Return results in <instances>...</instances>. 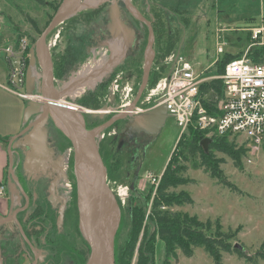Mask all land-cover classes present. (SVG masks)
Segmentation results:
<instances>
[{
	"label": "rangeland",
	"instance_id": "374dc122",
	"mask_svg": "<svg viewBox=\"0 0 264 264\" xmlns=\"http://www.w3.org/2000/svg\"><path fill=\"white\" fill-rule=\"evenodd\" d=\"M61 1L62 0H0V77L5 78L7 74L6 63H4L5 61L2 58L3 54L1 51L4 45L13 43L18 34L19 36H27L29 41H35L52 18ZM115 1L116 0H97L96 6L82 5L77 14L88 11L92 12L90 15L92 17L89 22L85 20L86 17L82 16L79 18L81 22L75 24L68 22L59 24L47 36V44L49 42H55V44L50 47L51 55L58 57L65 52L66 45L69 43L78 45L79 40L82 41L83 38L87 39L86 36L95 33V23L101 22L105 27L107 6L115 3ZM118 1L129 2L128 0ZM150 1L158 0H132V4L134 8L137 6L139 9L145 8L144 10L147 11V6L144 7V5ZM175 1H177L176 6L181 9L182 13H180L179 18L183 24L179 26L175 19L171 18L170 29L176 31V38L173 47H171V51L163 60L161 59L160 63L168 62V60L171 61L178 47H180L179 55L188 60L196 72L202 71V77L215 75V67L213 66L214 68L210 70L208 67L214 64L216 58L225 53L235 55L246 49L250 44L249 29L253 26L264 25V0ZM150 4L152 3H149V5ZM130 9L134 10L131 7ZM136 9L135 11L138 10ZM35 30L40 32L37 33L38 31L36 32ZM111 38L112 37L106 33L104 40L100 42L96 50H92L93 52L91 55H89V53L87 57L84 55L83 59L80 58L75 61L76 66L69 71L66 79L56 78V88L59 91L60 97L64 98V101L67 102L66 104L78 110H84L86 108H83V106L77 103L79 97L72 98L68 96V90L70 88L64 89V84L70 80L74 73H76L84 63L93 61V59H101L103 61L102 64H104L110 59L111 53L113 52L112 47L115 46L122 49L123 47H127L120 35L115 34L113 38ZM150 39H152V41L154 40L153 32H151ZM217 45L222 47L223 53L219 54L216 52ZM152 49L155 51L154 43L152 44ZM122 55L119 52L118 56H115L114 62L108 66L107 70L119 64ZM157 61L159 62L160 59L157 58ZM128 72V70L122 71V73L118 74L120 76L118 82L112 81L108 84L106 95L104 98L100 99L101 106L96 109L101 110L104 105H106L107 108L112 111L103 114V117L100 118L101 121H106L100 123L102 124L100 128H103L111 119V115H116L118 110L126 112V109L130 108L128 111L129 116L131 114L134 115L133 119L135 118L137 121L141 119L139 123L142 122L141 127L146 130L145 133L149 139V143L140 151L141 168L140 177L138 179L134 180L131 175H126V171L130 167V164L127 162L120 161V164L108 162L111 158V154L108 155L109 160L105 162L106 172L110 176V179L108 180L107 178L106 182L117 203L118 220L115 228L112 229V231L116 232V234H114V248L116 246V249L120 251V255V253H122L121 249L123 248L124 250L129 239L136 240V243L139 244L142 241L144 229L148 228L150 232L152 231L153 224L147 221L152 196L155 193V188L157 187L159 179H161L160 177L166 171L171 156L174 155V153L175 155L179 153V162L176 168L177 172H175L174 175L179 179L180 184L176 187H169L167 192L175 196L186 193L192 202L173 204L171 210L195 215L202 221L206 219L211 220V222L217 221L220 223L223 230L239 227L240 231L235 243L241 244L243 246L242 250L247 255L253 256L256 264H264V256H256L257 252L264 253V145L254 154L247 152V150L244 152L241 151L237 166L224 152L218 150L213 151L215 157L221 160V162H219V168L223 176L230 183L234 184L240 192L232 191L227 186L221 184L215 177L204 172L205 166L201 164L198 152L194 156L186 154V146L190 140L188 135H185L180 142L178 141L180 129L177 126L175 116L167 113L165 110L154 108L152 106V101L147 102L145 100L150 89L147 91L144 90L139 99L135 98L134 84L136 78L134 74ZM116 85L118 91H115V94L120 92L118 93L120 98L118 99L115 95L117 100L114 98L109 99L108 97H114L110 95V88H115ZM95 88L96 84L91 88H86V90H93ZM25 90L30 93H38V83L32 76L29 77L28 85ZM146 106H148V108ZM146 108L147 110H144ZM143 111H146V114H142ZM135 113H137V115ZM95 115H99V113H88L89 121H92V117ZM113 124L115 126L118 123ZM113 124L110 128L114 127ZM103 131L102 129L96 131L95 136H97V141L102 136ZM56 132L57 133H54L57 137L61 136L57 130ZM233 140L237 147L243 146L241 144L243 140L242 137ZM177 141L179 143H177ZM134 166L135 165H132V168H134ZM71 173L73 174L72 170H70V162L68 161L66 174L71 176ZM70 176H68L67 179H69L72 184ZM152 177L156 178V182L152 181ZM36 181L40 182L42 189L44 185V191H47L49 184L48 179L45 182L41 179ZM59 181L57 182V186ZM132 182L134 184L133 188L130 187ZM69 192L68 194H63L69 196ZM147 196L149 197L148 200L144 201V198H147ZM108 201H112V199L108 197ZM22 203V201H19L20 207ZM133 207L138 211L141 210L143 215L142 220L138 221L140 227L136 237L132 227L133 214L131 210ZM71 209V205L68 204L64 217L66 235H68L67 228L72 223ZM115 209L116 208L113 210ZM44 212L50 213L51 219L49 221L51 222L55 212L46 205H44ZM44 215L45 213L41 214L40 211L37 210L34 224L40 225L41 220L44 219ZM121 215L123 217H121ZM9 226L13 228V231L16 230L13 225L9 224ZM214 227L215 226H213V228ZM51 232H54V230ZM14 233L15 232L12 234ZM52 235H54V233ZM108 238L109 237H107V240ZM136 252L137 250L135 248L130 259V264H135L137 257ZM176 254L175 258H168V264H215L202 247H195L191 257H185L179 249L176 250ZM153 262L154 264H165L164 246L159 239H155L154 241ZM219 264L252 263L238 257L235 253L223 252Z\"/></svg>",
	"mask_w": 264,
	"mask_h": 264
},
{
	"label": "trees",
	"instance_id": "16d2710c",
	"mask_svg": "<svg viewBox=\"0 0 264 264\" xmlns=\"http://www.w3.org/2000/svg\"><path fill=\"white\" fill-rule=\"evenodd\" d=\"M178 8L179 7L176 6L171 8V10L174 13H182L181 9ZM152 11L154 13L153 16L155 17V20H152L147 16L146 18L151 23V28L154 36L153 43L155 44V56L149 71L147 82L144 87L145 91L152 88L160 77L167 74L169 65L167 63L160 62L161 59L163 60V58L166 57V55L171 51V47H173V43L176 38V31L170 29V26H168L167 23L159 16L160 12H157L155 9H152ZM77 13L66 19L63 23L68 22L75 24L81 22L79 18H81L82 16L86 17L85 20H87V22L91 20L92 16L90 15L92 14V12L88 11L79 14ZM127 14H125V17H127V20L131 25L130 27L133 28L132 30L135 37L133 42L131 41L126 44V46L129 47V50L131 51L132 57L127 58L119 69L116 67L117 69H115L110 74V77L103 78L100 82H97L95 89H88L79 97L77 103H79L83 107L96 110L101 106L100 99L104 98V96L106 95L107 86L114 74L117 73V71L128 70V73L131 72L135 75L136 82L134 84V92L141 84L142 52L147 44L148 28L146 25L140 24L130 14ZM179 16L180 15H177V17L174 19L176 23L181 26L183 23L180 20ZM97 23H95L94 25L95 33L86 36L87 39L83 38L82 41L79 40L78 45L69 43L68 45H66L65 52L58 57H54L53 55H51L53 75L55 78L66 79L69 71H71L76 66L75 61L79 60V57H82L84 55L87 56V54L90 53L88 52V50L92 51L98 48L100 42L105 38L106 31L100 29ZM39 32L40 31H38L37 33ZM249 36L251 37V34ZM18 37L19 34L16 36V38ZM242 52H239L235 55L227 53L224 54L217 61V63H215V75L221 74L224 70L225 63L230 59L241 55ZM263 55L264 47H255L250 51V56L254 60H259V57ZM157 58L160 59L159 62L157 61ZM221 91L222 81L218 78H213L200 84L201 102L209 111L212 109L211 99L213 95H220ZM92 118V121L89 122L90 128H93L103 122L99 119V115H95ZM185 135H188V138L190 139L186 146V154L189 156H194L198 152L201 159V164L205 166V173H209L210 176L215 177L221 184L227 186L232 191L240 192L234 184L230 183L223 176L222 171L219 168V162H221V160L215 157L213 151L218 150L224 152L235 162L237 166L241 151L244 152L246 151V149H244L243 146L237 147L234 140L229 139L227 135H214L210 137L207 151H204V149L200 145V141L206 137L205 132L190 128L187 134L181 135L179 137L178 141L180 142ZM0 140L5 141L6 139L0 137ZM178 141L177 143H179ZM176 154L177 155H175L174 153V155L171 156L166 167V171L163 173V175L160 177L161 179H159V182L157 183L155 193L152 196L149 205L147 221H150L153 224L152 231L150 232L148 228L144 229L143 238L139 244L136 243V240L129 239L125 245L124 250L123 248L121 249L122 253H120V255V251L117 250L115 246L114 264H130V259L135 251V248L137 250L135 264H154L153 245L155 239H159L163 243L165 264H168L169 257H176L177 249H179L185 257H191L193 255L195 247H202L204 251L212 258L215 264L220 263L223 252L235 253L238 257H241L252 264H256L253 256L247 255L242 250L243 246L237 242L235 243V241L237 240V235L240 231L239 227L235 229L227 228L226 230H223L220 223L217 221L211 222V220L209 219L202 221L195 215L179 213L171 210V206L173 204L192 202V200L186 193L175 196L167 192L169 187H176L180 184L179 179L176 177V175H174L175 172H177L176 168L178 167L179 162V153ZM110 159L112 161L110 160L109 162L113 164H120L119 159L115 156ZM70 170H72V158L70 161ZM107 178L108 180L110 179L109 174H107ZM70 179L73 185L72 198L73 203L75 204L76 190L75 180L72 173ZM148 198V196L147 198H144V201H147ZM131 212L133 214L132 227L134 229L136 237L140 227L138 221L142 220L143 215L141 210L138 211L134 207L132 208ZM121 217L123 216L121 215ZM213 226L215 227L213 228ZM256 256H264V253L257 252Z\"/></svg>",
	"mask_w": 264,
	"mask_h": 264
},
{
	"label": "water",
	"instance_id": "95a60500",
	"mask_svg": "<svg viewBox=\"0 0 264 264\" xmlns=\"http://www.w3.org/2000/svg\"><path fill=\"white\" fill-rule=\"evenodd\" d=\"M81 7L82 0H62L52 18L41 31L32 46L29 63L30 65L36 63L41 70L38 92L42 96V101L28 102L26 104L22 118L25 123L24 128L16 136L8 139V192L12 200V197H15V192H13L12 187H16L19 191V195L16 196L17 200L20 201L21 198H23L24 206H28L29 195L20 185L12 168L13 161L11 149L17 147L23 150L24 169L25 167L27 168L28 165L31 166L35 160L39 163V171L44 174L45 168L41 162L42 155L48 157V154H50V149L46 141L47 131L45 126L48 120H51L54 126L70 141L73 149L72 172L75 179L79 227L91 245V253L87 264H114L115 231L107 229L106 232V217L104 212L105 198L109 197L112 199V201H109L112 208L117 209V203L106 182V169L98 152L95 135L92 130L85 128L83 113L68 104L57 103V100L60 99V95L54 83L51 52L46 41L48 34L52 30L70 16L77 13ZM109 18L112 23H116L123 29L116 3L110 5ZM179 50L180 48H178L175 55V61L178 58ZM28 80L29 74L27 81ZM103 114L104 111L99 112V117H103ZM209 142L210 138L208 137L200 141V145L204 151H207ZM15 143H17V145H15ZM89 159L91 160L90 163H94L97 171L94 184H90L86 177V168ZM50 169L53 174H48L49 184L47 191L54 199L57 190V182L66 178L67 174L63 172L62 160L60 158H58ZM38 185L40 184H35L34 188ZM133 185L132 182L130 187L133 188ZM33 196L34 198L37 197V191H34ZM65 204L66 200L64 199L58 207V215L56 218L57 227H60L62 224ZM21 210H23L22 207H18V209L15 210L11 208L7 215L0 216V224L11 223V225H15L22 239L26 240V235L17 217L18 211ZM107 237H109L108 240ZM0 264H2L1 259Z\"/></svg>",
	"mask_w": 264,
	"mask_h": 264
},
{
	"label": "flooded vegetation",
	"instance_id": "af4514ba",
	"mask_svg": "<svg viewBox=\"0 0 264 264\" xmlns=\"http://www.w3.org/2000/svg\"><path fill=\"white\" fill-rule=\"evenodd\" d=\"M128 1L129 2H126V1L121 2L118 0L115 1L116 6L119 10V19L121 20L123 24V29L120 28L116 23H112L110 21V18H109L110 5L107 6L108 8H107V14L105 15V27L102 25L101 22H98L97 24L100 27V29H102L103 31H106V33L110 35L112 38H113V35L115 34L120 35L122 39L125 41V44L131 41L133 42L135 38L134 32L132 30L133 28L130 27L131 25L129 21L127 20V17H125V14L129 13L140 24L147 26L148 40L142 52L141 84L135 91L136 95H140L138 97L139 99L142 95V92L144 91V87L147 82L149 71L152 65L151 63V65L148 66L147 74L145 76L144 61L146 57V50L148 48V44L150 43V40L152 41V39H150V35L152 32L151 23L150 21H148L146 16L152 20H155V17L153 16L154 13L152 11V9L153 10L155 9L157 12H160L159 16L167 23L168 26H170L171 18L173 19L176 18L178 13L176 12L174 13L171 10V8L167 5V3H165V1L163 0L150 1L148 3H145L144 7L147 6V11L144 10L145 8L139 9V7L136 6V8L138 9L137 10L136 8H134L132 4V0H128ZM149 3H152V4L149 5ZM172 6L176 7V3L173 4ZM130 7L133 8L134 10L136 9L137 13L135 14L133 12L134 10H131ZM153 41H152V44H153ZM53 42H49L48 46L52 47L55 44V42L54 43ZM109 49L111 50L110 47ZM112 51L113 52L111 53L110 59L104 64H102L103 61L101 59H93V61H90V62L88 61L90 63L88 65L91 67L90 71L87 73L88 81L84 84V87H82L80 83L79 85L75 84V86L82 88V90L78 93L72 94L71 88L74 85L73 80L77 78V75H79V73L82 70L81 68L84 66L85 63L80 67V69L76 73H74V75L70 78V80L64 84V89L70 88L68 90L69 97H72V98L80 97L86 91V88H91L97 82H100L103 78L110 77V74L115 69L117 68L119 69L127 58L132 57L129 47H123L122 49V48H118L114 46L112 47ZM88 52H90L89 55H91L93 51L88 50ZM119 52L121 53V55L123 53L120 63L117 65H114L113 68L111 67L109 70H107L108 66L114 62V58L115 56H118ZM79 58L83 59L84 56L79 57ZM119 73H122V71H117V73L114 74V76L110 80V83L112 81H117V82L119 81L120 79V76L118 75ZM56 80L57 79L54 77V83ZM139 90H141L140 93H139ZM118 93L114 94L113 95L114 97H108V98L109 99L114 98L115 100H117V97L118 99L120 98ZM115 95L117 97H115ZM57 103L66 104L67 102L64 101V98L60 97V99L57 100ZM129 110L130 108H127L126 112H123V110H118L116 115H111V119L110 120L108 119L109 122H107V124L103 128H100L102 124L95 126V128H90L89 127L90 119H88L89 117L88 113H91V112L99 113L101 111H104V114H106V113L112 112L109 110V108H107L106 105H104V107L101 110L85 108L84 110L81 109L79 111L83 113L86 129L92 130L94 135L96 134L97 129L104 130L102 136L100 137V139H98V141L96 140L97 136H95V140H96L97 147H98V152L100 154V157L102 159L104 166L106 167L105 162L109 160L108 155L111 154L110 155L111 158L115 156L116 158L119 159V162L125 161L128 164H130V167L126 171V175L127 176L131 175L133 179L135 180L140 177L139 176L140 168H141L140 151H142V149L149 143L148 141L149 139L147 138L148 136L145 133L146 130H144V128L141 127L142 122L139 123L141 119L138 121L135 118L133 119L134 115L131 114L129 116L128 114ZM144 110H147V108ZM145 112L146 111H143L142 114H146ZM135 114L137 115V113ZM100 118L101 117H99V119ZM103 122H106V121H103ZM113 123H118V124L114 126ZM112 124L114 127L113 128L111 127L112 128L111 129L110 126H112ZM45 129L47 131L46 141H47L48 148L50 149V152L53 153L54 156H57V158H60L61 160H63L64 158H67L68 161L70 162L71 158L73 157V149H72L70 141L62 134V132L59 129H57V127L54 126L51 120H48V123L45 126ZM56 130L59 132L61 136H63L68 141V144H69V148H67L65 151L59 154H55L54 150L52 149L53 146H51L52 143L55 141V139L53 138L54 134L52 133L54 132L57 133ZM132 165H135L134 168H132ZM68 176L69 175L67 174V177ZM106 180H107V172H106ZM72 195H73V185H71L69 196L64 195L60 188H57L54 199L51 197L49 193L46 192L44 196L45 201L43 200L44 201L43 205H46L48 208H51V210L55 212L53 216V220L51 222L49 221L51 219L50 213L44 212V207L42 208V205L37 206L38 207L37 210H39L41 214L45 213L44 219L41 220L40 225H35L34 221H31L29 217H26L24 221L20 219L19 221H20L22 230L24 234L26 235V240L22 239L21 237L17 238V243L15 242L16 245H13L15 246L14 247L15 251L10 253L11 255L8 254V255H4V257L1 256L2 264H87V261L91 253V245H90L89 240L83 234V232L81 231L79 227L78 208H77L76 200H75V204L73 203ZM36 198L38 199L39 196L37 195ZM29 199H30V196H29ZM64 199L66 200V204L64 208L63 221L60 227H57L56 218L58 215L57 213L58 207L61 201ZM68 204L71 205L72 207L71 209L72 210V214H71L72 223L67 228L68 235H66L65 226H64V222H65L64 217L66 214V209L68 208ZM27 222L29 224L28 227H27ZM7 226H8L7 231L4 230L3 232H1L0 230V244L2 243L7 244V246L9 247L16 237L15 238L13 237L12 233L15 232L13 231V228H11L9 224H7ZM16 228L17 227L15 226V229ZM52 230H54V232H51ZM53 233L54 235H52Z\"/></svg>",
	"mask_w": 264,
	"mask_h": 264
},
{
	"label": "built area",
	"instance_id": "2783aa9c",
	"mask_svg": "<svg viewBox=\"0 0 264 264\" xmlns=\"http://www.w3.org/2000/svg\"><path fill=\"white\" fill-rule=\"evenodd\" d=\"M263 31L262 27L252 28L250 33L254 43L241 55L227 61L219 75L202 77V73H197L188 60L179 56L170 72L160 77L150 88L145 100L152 101L155 107H162L175 116L180 136L187 134L192 128L205 132L209 138L214 135H227L230 139L242 137L241 144L247 152L254 154L264 145V56L254 60L250 51L254 48L251 46L263 44ZM33 44L27 36L20 35L13 43L5 44L1 50L8 65L4 86L25 102L42 101L39 92L30 93L25 90L28 74L37 83L41 79L39 66L29 63ZM216 52H223L220 45L216 47ZM153 56L152 51L149 61H144V66L148 68L151 65ZM213 78L222 81V91L220 95H213L212 109L209 111L201 102L200 84ZM115 91H118L117 85L110 88V95L113 96ZM12 168L15 169L16 166L13 165ZM67 168L68 159L64 158V173H67ZM152 181L156 182V178L152 177ZM71 185L67 177L58 183L64 194H68ZM5 193L6 185L0 183V195Z\"/></svg>",
	"mask_w": 264,
	"mask_h": 264
},
{
	"label": "crops",
	"instance_id": "0c3cea01",
	"mask_svg": "<svg viewBox=\"0 0 264 264\" xmlns=\"http://www.w3.org/2000/svg\"><path fill=\"white\" fill-rule=\"evenodd\" d=\"M163 1H165V3H167V5L170 8H173L172 5L177 3V1H175V0H163ZM178 15H180V14H178ZM255 27L264 28V25L251 27L249 29V33H248L249 35L251 34L250 33L251 29L255 28ZM262 35H263V32H262ZM249 39H250V44L247 47H249L252 43H254V41L251 39L250 36H249ZM262 39H263V44H256V45H253L251 47H254V48L255 47H264V36L262 37ZM178 48H180V47H178ZM177 51H178V49H177ZM153 52H154V56H155V51H153ZM240 52H242V51H240ZM176 53L174 54L173 59H171V61L168 60V62H165L169 65V70L175 63L174 58H175ZM179 56L180 55L178 54V57ZM222 56L216 58L214 64L208 67L209 70L215 67L216 61L218 59H220ZM2 58L5 61L4 57H2ZM153 59H154V57H153ZM4 63H6V61ZM88 64H90V63L86 62L84 64V66L81 68L82 69L81 72L79 73V75H77V78L73 80L74 85L71 88L72 94L78 93L82 90V88L75 86V84L79 85V83H80V85L82 87H84V84L88 81L87 80V73L90 71V68H91ZM5 66L8 70L7 63L5 64ZM0 70H1V65H0ZM169 70H168V72H169ZM201 72H197V73H201ZM6 80H7V74H6L5 78L0 77V137L6 139L5 141L0 140V183H3L6 185V193L3 195H0V216L7 215L9 213V209H11V208L12 209H18V207H20L19 201L17 200V198H15L13 196L12 197L13 201H12L10 198V194L8 192V183H7V180H8V139L10 137L16 136L24 128L25 123L23 122L22 118H23L24 108H25L26 104L28 103V102H25L24 100H22L16 94L9 91L4 86L6 84ZM27 85H28V81H27L26 87H27ZM38 85H39V83H38ZM139 96L140 95H136L135 98L138 99ZM152 106L154 108H158L159 110L160 109L164 110L162 107H155L154 104ZM52 134H54V136L53 135L52 136L55 139V141L51 145V146H53L52 149L54 150L55 154L62 153L63 151H65L69 147L68 141L63 136L58 135L59 137H57L55 135V133H52ZM15 145H17V143H15ZM11 153H12L13 165L16 166V168L13 169V171H14L20 185L22 186V188L30 196L29 203H28L27 207L24 206V200H21L23 202L21 205L23 210L18 211V213H17L18 220L21 219L22 221H24V219L26 217H29V219L31 221H34L36 211L38 208L37 206L42 205V208L44 207V205H43L44 201L43 200H44V196H45L44 194H46L44 192L48 193V191H44L45 190L44 185H43V189H42V185L40 184V182L37 183V184H40V185H38L39 188H38V186L34 188V186L37 182L36 180H38L40 178L42 181L45 182L48 179V174H53V173H51L50 168H51V166L54 165V163L58 160V158H57V156H54L53 153H51V152L48 155V157H45L42 155L41 162L43 163V166L45 168V171L43 174L41 171H39L40 170L39 163L36 162L35 160L33 161L31 166L28 165L27 168L26 167H25V169L23 168L24 154H23L22 149L17 148V147H13L11 149ZM57 188H59V187L57 186ZM12 190H13V192H15V196L17 194L19 195V191L16 187H12ZM34 191H37V195L39 196L38 199L34 198V196H33ZM28 222H27V227L29 225ZM25 223H26V221H25ZM7 224L6 223L0 224L1 232H3L4 230L7 231V227H8ZM13 226L15 228V225H13ZM13 237L14 238L16 237V238L10 244L9 247L7 246V244H3V243L0 244V259H1V256L4 257V255H8V254L12 253L13 251H15V248H14L15 246H13V245H16L17 238H19V237L22 238V236L19 233L17 228L15 230V234H13Z\"/></svg>",
	"mask_w": 264,
	"mask_h": 264
},
{
	"label": "bare ground",
	"instance_id": "6f19581e",
	"mask_svg": "<svg viewBox=\"0 0 264 264\" xmlns=\"http://www.w3.org/2000/svg\"><path fill=\"white\" fill-rule=\"evenodd\" d=\"M82 5L83 6H96L97 5V0H83L82 1ZM135 14L137 13L135 10L133 11ZM152 41L150 40V43L148 44V48L146 50V57H145V61H149L151 54H152ZM144 68L146 69L147 66H144ZM114 119V118H113ZM99 129H97L96 131H98ZM89 158V157H88ZM91 160L89 159V162L87 163V168H86V177L88 182L91 184L95 183V179L97 177V171L95 169V165L94 163H90ZM99 195V194H98ZM105 206H104V212H105V217H106V232L107 229H114L116 224H117V220H118V214H117V209L113 210L114 208L111 207V203L108 201V198H105ZM107 245V244H106Z\"/></svg>",
	"mask_w": 264,
	"mask_h": 264
}]
</instances>
